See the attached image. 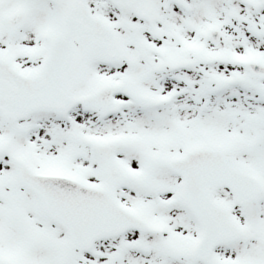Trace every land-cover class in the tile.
Returning a JSON list of instances; mask_svg holds the SVG:
<instances>
[{
	"label": "snow or ice",
	"instance_id": "6c2138e0",
	"mask_svg": "<svg viewBox=\"0 0 264 264\" xmlns=\"http://www.w3.org/2000/svg\"><path fill=\"white\" fill-rule=\"evenodd\" d=\"M0 264H264V0H0Z\"/></svg>",
	"mask_w": 264,
	"mask_h": 264
}]
</instances>
